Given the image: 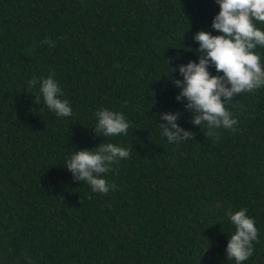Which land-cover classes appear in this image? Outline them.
<instances>
[{"label": "trees", "instance_id": "obj_1", "mask_svg": "<svg viewBox=\"0 0 264 264\" xmlns=\"http://www.w3.org/2000/svg\"><path fill=\"white\" fill-rule=\"evenodd\" d=\"M218 11L215 0H0V264H235L229 207L259 229L244 264H264V88L233 97L238 125L218 138L176 100L177 66L198 62L193 36L218 34ZM49 74L71 117L29 87ZM105 107L131 121L126 136L97 135ZM165 112L193 135L166 143ZM109 141L130 157L108 175L116 191L91 193L66 159Z\"/></svg>", "mask_w": 264, "mask_h": 264}, {"label": "clouds", "instance_id": "obj_2", "mask_svg": "<svg viewBox=\"0 0 264 264\" xmlns=\"http://www.w3.org/2000/svg\"><path fill=\"white\" fill-rule=\"evenodd\" d=\"M215 3L219 11L212 19L211 28L218 34L205 30L194 34L199 47L193 51L198 62L190 60L178 65L181 78L174 81L180 90L176 100L186 101L184 107L191 110L192 123L201 126L212 138H218L221 129L236 130L238 120L229 110L233 97L264 88V54L258 50L264 48V0H215ZM42 43L55 46L47 38ZM168 67L172 73L176 71L169 61ZM210 67H214L216 74L210 73ZM28 85L30 88L38 85L37 102L42 99L56 117L73 115L72 105L54 74L34 77ZM178 116L176 112L159 116L162 121L159 137H167L166 143L171 145H179L193 135L177 123ZM94 119L97 135L105 138L126 136L131 125L123 112L108 107L96 111ZM130 154V148L109 141L92 149H75L64 167L74 181L85 182L91 193L107 195L117 190V185L108 179L109 173ZM248 212L246 207L225 210L234 229L227 239L226 259L235 264H244L255 254L254 243L259 239L256 220ZM28 264L33 262L29 259Z\"/></svg>", "mask_w": 264, "mask_h": 264}]
</instances>
